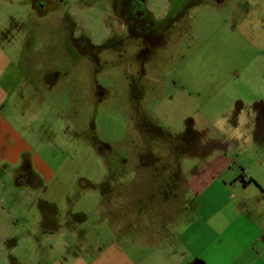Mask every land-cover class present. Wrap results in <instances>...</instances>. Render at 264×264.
<instances>
[{"label":"rangeland","instance_id":"374dc122","mask_svg":"<svg viewBox=\"0 0 264 264\" xmlns=\"http://www.w3.org/2000/svg\"><path fill=\"white\" fill-rule=\"evenodd\" d=\"M120 1L12 0L11 22L0 30L1 49L12 58L0 77L11 108L0 115L30 148L15 165L0 162V183L12 188L6 197H20L14 187L36 175L35 153L52 172L49 183L75 186L54 198L81 201L78 215L92 210L93 252L117 235L116 224H100L99 205L118 197L127 216L146 209L154 195L117 187L163 182L149 168L170 166L166 152L178 154L181 166L196 148L232 145L231 168H254L245 156V91L264 90V0H146L153 26L145 35L123 23ZM25 35L29 47L21 48ZM49 66L60 72L45 74ZM140 166L146 175L133 171ZM186 166L192 173L199 165ZM220 192V207L237 194ZM133 225L125 223L124 249L132 247Z\"/></svg>","mask_w":264,"mask_h":264},{"label":"crops","instance_id":"0c3cea01","mask_svg":"<svg viewBox=\"0 0 264 264\" xmlns=\"http://www.w3.org/2000/svg\"><path fill=\"white\" fill-rule=\"evenodd\" d=\"M11 4L12 0H0V30H7L11 22L6 12ZM17 45L29 47L28 36L19 39ZM1 46L0 77H6L12 58ZM52 71L60 72L59 66H49L44 73ZM9 92L0 87V114L4 106L11 108L6 103ZM245 92L249 111L245 156L255 167L232 169L231 156L238 154L232 145L212 146L207 152L196 148L192 155L183 156L186 165H199L192 173L187 172L185 163L176 165L178 154L166 152L164 158L170 166L163 172L149 168V175L153 179L163 176V182L142 183L133 189L117 187L118 192L154 195L155 199L145 201L146 209L127 216L125 203L118 197L99 205L100 224H116L117 235L113 243L96 245L94 252L88 240V223L92 221L87 213L92 210L84 209V216L78 215L81 201L54 198L59 191L73 192L75 186L49 183L52 172L34 153L36 175L22 178L23 188L14 187L20 190V197L12 191L6 197L12 188L0 183V261L16 264L19 254L21 264H264V90ZM237 126L234 123L232 127ZM29 149L0 115V162L15 165L21 152ZM137 170L139 176L147 174L146 166L133 169ZM3 176L12 178L13 174L3 170ZM221 188L235 190L236 197H231L236 202L230 197L220 207ZM47 192L51 194L44 199ZM141 195L138 197L143 198ZM138 205L140 209L142 203ZM142 211L146 215H141ZM128 222L134 224L132 247L124 249V226Z\"/></svg>","mask_w":264,"mask_h":264},{"label":"flooded vegetation","instance_id":"af4514ba","mask_svg":"<svg viewBox=\"0 0 264 264\" xmlns=\"http://www.w3.org/2000/svg\"><path fill=\"white\" fill-rule=\"evenodd\" d=\"M146 3V0H121L117 5L119 16L123 19V23L127 24L132 34L145 35L153 26V20L149 15ZM122 44L125 46L124 42ZM149 159L152 157L150 156Z\"/></svg>","mask_w":264,"mask_h":264}]
</instances>
